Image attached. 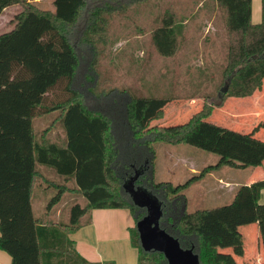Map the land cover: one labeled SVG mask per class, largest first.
<instances>
[{
	"label": "trees",
	"instance_id": "1",
	"mask_svg": "<svg viewBox=\"0 0 264 264\" xmlns=\"http://www.w3.org/2000/svg\"><path fill=\"white\" fill-rule=\"evenodd\" d=\"M101 1L54 0V11L47 12L27 0H0V16L11 6H24L15 17L14 28L0 36V250L11 257L12 264H115L87 261L68 235L77 231L94 209L126 208L136 222L130 235L139 252L138 264H168L162 253L145 252L140 244L137 223L147 212L135 204L126 182L134 178L130 172L141 168L134 185L162 203L163 230L178 239L183 249H193L201 264H239L233 255L204 252L200 226L184 231L182 222L189 216L185 192L204 175L222 166L246 169L264 163V140L257 137L264 130V120L247 133L209 120L227 100L263 91L264 0L260 24L252 23V0H216L228 36L225 79L218 102L132 98L125 110L120 106L124 103L118 105V96L83 95L75 88L81 66L71 38L82 14L101 9ZM178 15L166 11L152 33L162 57H174L179 50ZM96 28L92 24L89 30ZM195 99L203 100L198 111L173 125L152 126L168 116L163 108L148 115L155 101L174 100L178 102L171 103L176 105ZM151 134H163L172 143L215 154L219 162L183 184L156 182V151L144 138ZM141 162H146V167L136 169ZM41 167L55 172L60 181L46 179ZM144 178L150 185H145ZM43 186L55 191L46 208V221L36 216L33 207L34 193ZM124 189L131 203L118 197L116 191ZM262 190L264 179L253 183L250 193L264 251V205L259 203ZM67 196L82 197L86 204H73L67 221H53V209Z\"/></svg>",
	"mask_w": 264,
	"mask_h": 264
},
{
	"label": "rangeland",
	"instance_id": "2",
	"mask_svg": "<svg viewBox=\"0 0 264 264\" xmlns=\"http://www.w3.org/2000/svg\"><path fill=\"white\" fill-rule=\"evenodd\" d=\"M27 2L36 5L42 11H54V0H27ZM100 3L102 8L98 11L92 9L82 14L80 26L71 38L80 55L81 68L77 76L76 90L83 95L92 92L96 95L113 94V98L118 96V105L120 101L124 103L123 106L120 105L124 110L125 105L132 98H203L209 103L219 101V93L225 79L223 69L227 60V37H221L220 44L215 47L210 46L207 49L208 55L205 52L206 49L201 46L203 33L201 32V16L178 15L179 50L177 54L171 58L162 57L154 45L152 33L160 25L164 13L172 10L176 12L185 4L192 7V1L104 0ZM23 9V5H16L0 18V35L14 28L15 17ZM92 24L97 26L96 30H89ZM225 82L227 84L228 80ZM122 96L123 100H121ZM117 99L113 100L115 104ZM239 101L241 99L238 98L227 100L225 108H216L209 120L218 125L228 124L230 129L247 133L248 129H238L229 121L231 117H234L235 112L242 111L236 107L241 103ZM171 102L178 101H155L148 115L153 116L163 108L168 113L166 123H172L200 108L197 104L175 105ZM259 110L264 112V104ZM263 118L264 113L256 117L254 115L250 124L254 122L257 124ZM128 137L132 140L131 136ZM144 138L145 141H150V146H153L156 151L153 175L156 182L183 184L193 176L192 168H199L198 170L201 171L219 162L217 155L190 145L172 143L169 137L163 134H151ZM121 164L127 167L124 163ZM141 166L146 167V162H141L135 168ZM140 169L130 172L132 177H135ZM215 174L216 177L224 176L222 171ZM235 174L238 175L237 180L242 178L239 177L242 175L241 172L235 171ZM224 178L228 177L224 176ZM217 181V178L211 179L205 185L213 188L214 182L218 183ZM143 182L146 186L150 185L146 178ZM126 187H129V182H126ZM125 190L123 192L117 190L118 197H124V200L127 199L126 202L131 203ZM54 194L55 191H47L41 194L39 192L38 196L52 198ZM198 195H201L200 191ZM35 206L37 213L43 210L41 203L37 200ZM66 212V209L62 210V222L65 221ZM135 264H138V256Z\"/></svg>",
	"mask_w": 264,
	"mask_h": 264
},
{
	"label": "crops",
	"instance_id": "3",
	"mask_svg": "<svg viewBox=\"0 0 264 264\" xmlns=\"http://www.w3.org/2000/svg\"><path fill=\"white\" fill-rule=\"evenodd\" d=\"M186 1H192V7L185 4L176 13L188 16H201V32L203 31L201 46L206 49L205 52L209 55V50L207 52V49L210 46L215 47L220 44L221 37H228L225 24L222 21V9L216 0ZM15 6L5 9L0 18ZM262 15V0H252V23L260 24ZM239 102L241 103L236 107L242 111L239 112L237 110L238 112H235L236 114L229 121L236 128H245L250 132L264 120L263 118L257 124L256 122L250 124L254 115L256 117V115L264 113L259 110L260 106L264 104V88L262 92H257L254 96L241 99ZM184 104H197V107L201 108L203 100H189ZM225 106L226 104L221 109H224ZM178 122L179 119L172 123ZM172 123H166V120H164L162 122H154L152 126H168ZM219 125L228 127V124L220 123ZM257 137L264 140V130L259 132ZM198 169L192 168L191 174L199 175L204 170L200 171ZM40 170L46 179L60 181L52 170L44 167H41ZM221 171L228 178H224V176L216 177L215 173ZM235 171L241 172L242 175H239V177L242 178L240 180H237L236 177L238 175L235 174ZM216 178L218 183L214 182L215 186L213 188L205 185L207 181L216 180ZM263 179L264 163L262 166L246 169L222 166L207 173L199 181L193 183L185 192L187 200L186 211L189 216L184 218L182 222L184 231H191L196 226H200V232L203 234L202 246L204 252H220L233 255L239 264H264L260 228L250 193L251 185ZM47 191L52 190H48L46 186H43L33 196L35 214L43 218L44 221L47 220L48 211H46V208L50 196L40 197L38 194L39 192L41 194V192L46 193ZM198 191H200L201 195H198ZM36 200L41 203V208L43 209L40 213L36 212ZM76 202H81L80 204L83 205L86 204L85 199L82 197H65L64 201L53 209L50 215L53 221L59 222L61 220L63 209L67 211L64 219L67 221L69 208ZM259 203L264 205V190L260 193ZM82 223V226L77 231L68 236L73 241L75 250L84 259L93 263L135 264L138 256L139 262V252L132 244L130 235V230L136 226V222L129 209H94L83 219ZM0 264H12L11 257L2 250H0Z\"/></svg>",
	"mask_w": 264,
	"mask_h": 264
},
{
	"label": "water",
	"instance_id": "4",
	"mask_svg": "<svg viewBox=\"0 0 264 264\" xmlns=\"http://www.w3.org/2000/svg\"><path fill=\"white\" fill-rule=\"evenodd\" d=\"M139 175L140 173L136 172L127 189L135 204L144 207L147 212L137 223L142 249L145 252L162 253L168 264H201L199 255L194 253L193 249H183L178 239L160 227L163 216L162 203L151 192L135 187L134 181Z\"/></svg>",
	"mask_w": 264,
	"mask_h": 264
}]
</instances>
